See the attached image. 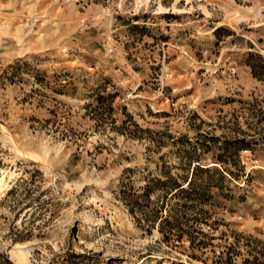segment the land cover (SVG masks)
<instances>
[{
  "label": "rangeland",
  "instance_id": "obj_1",
  "mask_svg": "<svg viewBox=\"0 0 264 264\" xmlns=\"http://www.w3.org/2000/svg\"><path fill=\"white\" fill-rule=\"evenodd\" d=\"M14 245L264 264V0H0V264Z\"/></svg>",
  "mask_w": 264,
  "mask_h": 264
},
{
  "label": "bare ground",
  "instance_id": "obj_2",
  "mask_svg": "<svg viewBox=\"0 0 264 264\" xmlns=\"http://www.w3.org/2000/svg\"><path fill=\"white\" fill-rule=\"evenodd\" d=\"M12 256L19 264H29L28 262V251L22 249V245H14L11 248Z\"/></svg>",
  "mask_w": 264,
  "mask_h": 264
},
{
  "label": "trees",
  "instance_id": "obj_3",
  "mask_svg": "<svg viewBox=\"0 0 264 264\" xmlns=\"http://www.w3.org/2000/svg\"><path fill=\"white\" fill-rule=\"evenodd\" d=\"M190 184H191V181L188 182V185H190Z\"/></svg>",
  "mask_w": 264,
  "mask_h": 264
}]
</instances>
